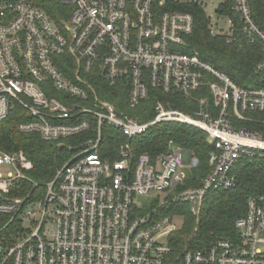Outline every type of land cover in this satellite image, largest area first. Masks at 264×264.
<instances>
[{
  "label": "built area",
  "instance_id": "1",
  "mask_svg": "<svg viewBox=\"0 0 264 264\" xmlns=\"http://www.w3.org/2000/svg\"><path fill=\"white\" fill-rule=\"evenodd\" d=\"M234 1L241 32L264 43L250 0ZM197 2L211 34L233 39L237 26L219 12L221 1ZM167 3L0 0V125L21 110L28 116L21 132L77 140L68 146L71 158L43 183L33 179L34 163L23 151L0 149V214L7 216L0 264H264V195L250 197L235 224L237 237L181 251L170 242L184 217L163 214L165 205L187 203L199 217L210 190L235 185L233 169L243 156H264V117L254 116L264 114V87H241L198 52H182L195 19L164 11ZM257 69H264V57ZM116 86L128 91L131 107L153 90L197 100L199 107L188 114L159 102L155 118L142 122L101 97ZM161 122L209 135L212 171L199 186L178 190L187 166L193 170L199 159L174 140L157 157L133 153L132 140ZM106 127L127 138L114 160L104 156ZM152 193L157 205L140 207L138 197Z\"/></svg>",
  "mask_w": 264,
  "mask_h": 264
},
{
  "label": "trees",
  "instance_id": "2",
  "mask_svg": "<svg viewBox=\"0 0 264 264\" xmlns=\"http://www.w3.org/2000/svg\"><path fill=\"white\" fill-rule=\"evenodd\" d=\"M221 1L219 12L234 18L237 29L233 39L227 35H212L209 19L205 8L197 0H169L165 10L189 12L195 19L193 32L185 37V44L180 50L187 54L198 52L200 58L227 73L241 87H264V69L258 70L257 65L264 57V43L253 40L241 32L240 16L233 11L234 0ZM255 21L264 27V0H250ZM101 97L114 103L119 110L128 115L138 117L142 122H149L156 116L159 102L167 108L180 109L194 114L198 109V101L179 95L153 90L148 100L137 107L129 105L128 91L124 87H112L109 94L100 93ZM199 94V93H198ZM211 102V97H210ZM259 115V116H257ZM263 115V116H262ZM264 117V114H254ZM28 119L27 113L21 110L11 114L0 125V149L5 151H23L34 163L31 175L35 181H51L57 170L72 156L73 150L68 146L77 142L74 138L59 141H47L37 133H23L19 130L22 121ZM252 129L261 126L245 123ZM209 135L204 130L178 122H161L152 125L144 134L132 140L133 153H148L157 157L169 149V141L190 151L199 159L187 180L178 188L185 189L201 184L202 178L211 171L210 155L215 146L208 141ZM127 140L118 129L105 128V142L109 146L105 150V158H118V145ZM64 142L65 145L60 144ZM233 174L235 185L228 189L210 190L204 199L199 217L190 212L187 203L169 202L162 208V213L177 212L184 217L183 226L170 238L175 251L189 247L206 249L222 238L237 237L236 221L245 216L250 197L264 195V156L245 155L235 165ZM157 205V200L149 207ZM145 211V208L143 209ZM142 211V212H143ZM7 216H0V226Z\"/></svg>",
  "mask_w": 264,
  "mask_h": 264
},
{
  "label": "rangeland",
  "instance_id": "3",
  "mask_svg": "<svg viewBox=\"0 0 264 264\" xmlns=\"http://www.w3.org/2000/svg\"><path fill=\"white\" fill-rule=\"evenodd\" d=\"M214 5H211V7H213ZM259 116V115H257ZM185 157H186V161L189 163L190 161V154L188 153V151L185 152ZM191 167L190 166H187L186 168V172L188 173V177H189V173H191ZM157 195V193H152L148 196H141V197H138V202H139V206L140 207H146V206H149V203H153L155 201V196ZM0 216H3L5 217V215L3 214H0ZM180 221V220H179ZM4 224V223H3Z\"/></svg>",
  "mask_w": 264,
  "mask_h": 264
},
{
  "label": "water",
  "instance_id": "4",
  "mask_svg": "<svg viewBox=\"0 0 264 264\" xmlns=\"http://www.w3.org/2000/svg\"><path fill=\"white\" fill-rule=\"evenodd\" d=\"M1 250V249H0Z\"/></svg>",
  "mask_w": 264,
  "mask_h": 264
}]
</instances>
